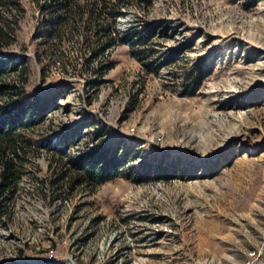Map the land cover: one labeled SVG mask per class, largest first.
Masks as SVG:
<instances>
[{
  "label": "rangeland",
  "instance_id": "obj_1",
  "mask_svg": "<svg viewBox=\"0 0 264 264\" xmlns=\"http://www.w3.org/2000/svg\"><path fill=\"white\" fill-rule=\"evenodd\" d=\"M254 1L131 3L116 26L141 44L124 40L100 71L85 16L46 26L50 1L21 0L0 57L27 73L6 82L64 96L16 138L25 165L0 218V264H264V0ZM103 148L117 149L119 178L63 186L70 158Z\"/></svg>",
  "mask_w": 264,
  "mask_h": 264
},
{
  "label": "trees",
  "instance_id": "obj_2",
  "mask_svg": "<svg viewBox=\"0 0 264 264\" xmlns=\"http://www.w3.org/2000/svg\"><path fill=\"white\" fill-rule=\"evenodd\" d=\"M48 1L50 14L46 26H64L72 20L82 21L84 16L88 19V27L93 30L96 42L95 47H89L92 50L90 60L98 63L100 71L105 69L103 63L107 61L109 54L124 40L131 44H141L142 35L134 27L122 33L117 29L116 24L126 14L125 10L134 2L140 7L152 3V0ZM24 15L21 0H0V48L8 47L15 40L19 21ZM51 29L50 27L48 32H52ZM11 73L17 74L23 82L27 64L21 60L16 62L10 56L0 57V218L3 219L7 217L9 210L14 211L15 201L12 196L18 189L25 165L16 138L22 132L42 123L46 109L56 105L57 100L64 96L59 90L46 97L25 96L16 86L6 82V77ZM60 146L64 152L66 143H61ZM108 153L105 148L94 149L81 157L70 158L69 165L72 168L68 173L65 171L62 174L64 176L61 180H65L63 186L69 190L74 186L93 190L119 178L123 161L117 157V149L111 150L110 155Z\"/></svg>",
  "mask_w": 264,
  "mask_h": 264
},
{
  "label": "built area",
  "instance_id": "obj_3",
  "mask_svg": "<svg viewBox=\"0 0 264 264\" xmlns=\"http://www.w3.org/2000/svg\"><path fill=\"white\" fill-rule=\"evenodd\" d=\"M28 262H31V263H41V261H37V260H31V261H28Z\"/></svg>",
  "mask_w": 264,
  "mask_h": 264
},
{
  "label": "water",
  "instance_id": "obj_4",
  "mask_svg": "<svg viewBox=\"0 0 264 264\" xmlns=\"http://www.w3.org/2000/svg\"><path fill=\"white\" fill-rule=\"evenodd\" d=\"M121 22V21H120ZM123 22V21H122ZM122 22H121V24H122Z\"/></svg>",
  "mask_w": 264,
  "mask_h": 264
}]
</instances>
